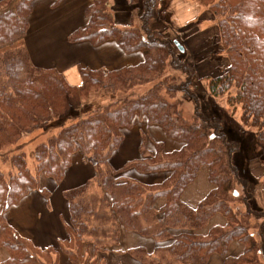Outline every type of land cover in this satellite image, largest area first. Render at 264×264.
I'll list each match as a JSON object with an SVG mask.
<instances>
[{"label": "trees", "instance_id": "trees-1", "mask_svg": "<svg viewBox=\"0 0 264 264\" xmlns=\"http://www.w3.org/2000/svg\"><path fill=\"white\" fill-rule=\"evenodd\" d=\"M34 1L0 0V160L11 162L10 170L0 167V248L8 253L0 264H107L105 256L119 245L123 229L155 238L152 253L142 246L130 250L143 264H207L215 253L227 256L234 240L245 251L227 256L224 264H260L264 211L250 206L248 181L233 162L240 143L229 140L222 117L201 110L192 56L181 57L178 39L154 28L159 0H142L140 26L127 28L117 24L108 0H92L88 23L74 30L70 41L100 45L114 40L127 52L142 51L144 59L113 70L80 67V86L70 84L57 68L33 62L24 38ZM197 2L216 19L230 62L223 74L208 78L209 90L214 96L228 94L231 106H242L264 151V0ZM104 98L108 101L101 103ZM91 100L96 106H86ZM186 102L194 104L191 115ZM137 116L160 125L183 146L168 151L156 141L150 150L144 138L141 157L116 168L112 154ZM45 126L51 133L35 147L34 169L24 151L8 154L9 147ZM78 153L94 163L96 174L65 191L67 236L57 245L39 247L10 224L6 212L35 190L49 197L42 175L62 182ZM202 166L209 169L213 189L192 207L183 193ZM131 168L170 175L148 184L122 175ZM160 199L165 200L161 206ZM218 213L226 225L200 232Z\"/></svg>", "mask_w": 264, "mask_h": 264}, {"label": "crops", "instance_id": "crops-1", "mask_svg": "<svg viewBox=\"0 0 264 264\" xmlns=\"http://www.w3.org/2000/svg\"><path fill=\"white\" fill-rule=\"evenodd\" d=\"M91 3L92 0H62L61 2L35 0L34 11L30 16V29L24 38L30 56L37 66L57 68L74 86L82 84L80 67L113 70L139 64L144 59L142 51L127 52L114 40L100 45H93L90 41H70L69 35L88 23L86 8ZM107 3L119 26L127 28L140 24L143 12L142 0H108ZM204 10L207 9H203L196 0H159L157 18L153 26L155 29L163 31L167 36L182 39L189 36L188 38L191 39L190 32L198 26V21H202L199 18ZM199 26L198 29L201 30V25L199 24ZM199 30L196 32L202 34L203 31ZM199 36L202 37V35ZM182 44L186 50L197 52L196 54L199 55L205 51L198 46L191 49L184 41ZM199 58L196 68L200 75H204V69L207 66H210L209 68L212 70L216 64L213 59L198 56ZM224 71L220 70L219 74ZM124 133V140L110 159L111 164L116 168L122 167L128 160L141 157L140 145L143 142L141 137L145 133L149 134V137L145 136V138L150 150L156 149V141H162L168 151L178 150L183 146V142L170 138L160 125L149 124L146 116H137L133 126L125 128ZM26 138L24 137L21 143ZM95 174L94 163L78 153L74 163L66 171L62 182L57 183L42 175V187L49 189V197L41 190L27 194L6 212L7 220L21 235L32 238L37 246L46 248L57 245L67 236L66 225L70 219V207L65 197V191L92 179ZM122 175L153 184L163 181L170 175V172L143 173L131 168L123 172ZM212 189L209 169L207 166H202L195 181L188 185L184 191L183 200L190 206L197 207ZM164 202V199H160L158 205L161 206ZM226 223V217L218 213L211 218L208 228L200 232L207 233L211 227L225 226ZM156 245L154 237L123 229L119 245L106 256L111 264H143L132 256L130 250L142 246L152 253ZM244 251L245 245L239 240H234L229 245L227 256L238 257ZM227 256L215 253L207 264H224ZM0 257L3 259L8 257L5 249L0 248ZM63 261L66 263V259Z\"/></svg>", "mask_w": 264, "mask_h": 264}, {"label": "rangeland", "instance_id": "rangeland-1", "mask_svg": "<svg viewBox=\"0 0 264 264\" xmlns=\"http://www.w3.org/2000/svg\"><path fill=\"white\" fill-rule=\"evenodd\" d=\"M202 8L207 9L202 12L201 18H199L202 21H198V26L195 28L192 27L194 29H192L191 32L198 31L200 24L201 30L199 31H203V33L198 34L197 32H190L191 39L188 38L189 36H183V39L178 37L177 39L181 42L184 41L191 49L198 46V48L204 49L205 51L199 55L196 54L197 52L191 50L186 51L185 47L184 52L186 53L183 52L181 57H183V55L184 57H187V55L192 56V61L195 65L200 60V58L198 59V56L206 59H213V61L216 62L212 70L209 68L210 66H207L204 69V75H200L196 68V85L198 86V96L200 98L201 110L209 115L222 117L224 119V130L229 140H235L240 143V150L233 154V162L238 167L240 175L248 181V190L253 195L250 201V206L252 208L254 207L253 209L255 210L264 211V151L257 140L258 130L253 125L252 121L247 122L244 120L241 105L234 107L229 104L228 94H224L223 96H214L209 90L208 78L223 74L227 70V67H229L230 62L220 43L219 29L216 19L207 7ZM140 24L138 26H140ZM199 35H202V37ZM225 66H227L226 69H224ZM220 70L225 71L219 74ZM93 101L94 100L88 101L86 106H96ZM107 101L108 100L104 98L101 103H105ZM185 110L188 115H191L194 112V104L192 102H186ZM56 123L57 126H60V123ZM50 133V126H45L36 130L27 136V138L25 137L26 139L22 143L9 147L7 149L8 154L12 155L18 151H24L29 166L34 169L35 147L38 143L45 140ZM145 136L149 137V134L145 133V135L141 137V141L144 140ZM0 167L4 170H10L11 162H1L0 160ZM238 187L239 190H242L241 186ZM260 257L262 261L260 264H264V257ZM105 259L107 264H111L109 263L107 256H105Z\"/></svg>", "mask_w": 264, "mask_h": 264}, {"label": "water", "instance_id": "water-1", "mask_svg": "<svg viewBox=\"0 0 264 264\" xmlns=\"http://www.w3.org/2000/svg\"><path fill=\"white\" fill-rule=\"evenodd\" d=\"M175 43H176L177 47L179 48V50L181 52H184L185 51V47H184V45L180 41L175 40Z\"/></svg>", "mask_w": 264, "mask_h": 264}]
</instances>
